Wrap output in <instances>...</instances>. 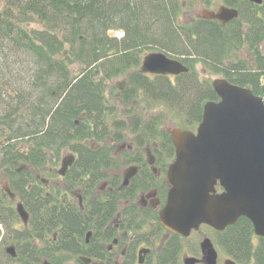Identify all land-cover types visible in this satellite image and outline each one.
<instances>
[{"label":"trees","instance_id":"16d2710c","mask_svg":"<svg viewBox=\"0 0 264 264\" xmlns=\"http://www.w3.org/2000/svg\"><path fill=\"white\" fill-rule=\"evenodd\" d=\"M184 1L187 0H0V50L6 47L12 53L30 57L34 65L27 90L8 93L11 101L2 100L0 112V136L6 134L5 129L9 133L2 160L11 167L8 181L35 223L30 231H17L19 218L14 205L1 193L0 220L19 248L15 263L37 264L34 242L55 228L60 230V245L72 251L81 245L88 229L81 214L64 211L49 200L40 201L33 187L28 188L36 183L30 170L18 174L15 169L21 163L35 169L57 166L65 150L78 155L76 172L71 171L72 178L64 179L66 183L78 181L79 172H94L101 164L108 165L103 161L109 162V155L101 152L110 148L92 152L84 142L103 143L108 138L116 141L128 130L125 122L108 123L104 94L108 82L137 70L140 56L152 51L150 47L198 58L187 59L185 65L190 72L174 81L134 72L128 82L131 97L143 90L150 100L169 105L185 127L201 123L204 105L218 101L210 82L200 79L195 71L197 62L209 74L222 76L264 98V57L259 52L264 30L252 28L244 34L240 27L203 21L181 27L178 19ZM222 1L242 10L240 0ZM239 23L240 20L235 22ZM110 31H122L124 36L119 40ZM246 53L250 61L241 57ZM128 100L131 101L125 99ZM163 118L154 120L152 133L144 129L139 135L146 141L162 135L157 128ZM137 122L142 123V118L138 117ZM139 123L137 131L144 128ZM22 147L25 155L20 151ZM110 201L92 211L100 217L101 224L113 208ZM253 233L252 224L242 218L226 230L219 246L238 264H250L252 260L264 264V240L253 254Z\"/></svg>","mask_w":264,"mask_h":264},{"label":"flooded vegetation","instance_id":"af4514ba","mask_svg":"<svg viewBox=\"0 0 264 264\" xmlns=\"http://www.w3.org/2000/svg\"><path fill=\"white\" fill-rule=\"evenodd\" d=\"M216 3L217 9L216 6H213ZM218 3L220 4L218 5ZM190 6H194L195 10H192L191 13L186 12ZM222 6L238 11V18L222 24L219 21H210L203 17L205 12L216 13ZM240 6H242V10L237 6H227L222 0H187L181 6L178 23L181 27H187L199 21L216 22L224 27H240L244 34L245 31H250L252 28L264 30V0L262 5L255 4L250 0H240ZM182 16L186 19L181 22L180 17ZM241 16L244 18L243 21H241ZM256 19L259 20L258 23L255 22ZM239 20L240 23L236 25L235 22ZM255 24H259V26L256 27ZM259 52L264 57V40L259 45ZM155 53H162L172 59L170 57L171 52L164 50V48L157 51H154V49L149 52L146 51L140 56L141 63L137 70L126 72L123 76L125 87L120 88L114 96L116 104L108 102L106 95L108 88L106 89V94L104 95L107 99L109 112L108 123L111 125L115 120L121 124L125 122L128 130L123 131L122 135L117 138L115 137L116 141L108 138L103 143L85 141L84 145H89V148L92 149L91 151L97 153H100L101 147L110 148L111 151L101 152L104 156L109 155L110 161H103L104 164L108 165L101 164L94 172H85V170L84 172H79L77 173L79 182L71 181L66 183L64 179L72 178L71 171L76 172L74 166L78 160V155L65 150L61 154L60 161H57L58 165L54 166V168H51L52 164H50L49 166L35 169L21 163L20 168L15 169L18 174L24 170H30L36 183L31 184L32 186L29 185L28 188L31 189L33 187V192L38 194L40 201L49 200L53 206L60 207L64 211L81 214L84 220L88 222V229L84 234L83 242L74 251L66 247L65 244L60 245L61 235L59 228H55L56 230H52L51 233H46L42 238H37L36 242H34L36 248L34 253L39 261L37 264H208L205 257L206 251L203 249L205 240H209L216 251L217 264H227L228 261L238 264L227 256L223 248L219 246V241L227 229L224 232H217L208 225H202L198 230H192L188 236L181 237V235L174 234L164 228L160 221L161 213L168 205L169 194L172 189L168 173L170 167L176 161V150L174 144H172L169 131L178 128L186 132L196 133L200 123L191 128L185 127L183 124L182 126L177 125L169 130H161L162 125H160L157 128V132L162 135H155L156 137H152L151 140L147 139V141L146 137L142 138L139 135V133H144V129L152 133L154 120L160 118L147 120L144 115L145 111L158 104H163L167 107L168 105L150 100L143 90L137 91V95L133 94L134 97H131L128 94V82L132 73L139 72L141 75L151 79L166 77L174 81L176 78L187 75L190 72V68L185 65L187 59L190 61L198 59L197 57L189 56H179L182 57L179 60L173 58L172 60L178 61L189 70L188 73L180 76L154 75L142 72L145 57ZM246 54L248 55V53ZM246 59L251 60L250 56ZM219 78L223 77L220 76ZM215 80L210 82L211 87ZM112 90L115 89L113 88ZM125 99H131V101L129 102L128 100L126 102ZM138 117L142 118V123L137 122ZM137 123L144 126L141 131H137ZM75 125H78V122ZM196 126L197 128L194 131L193 129ZM4 132H6L5 135H2L4 140H0V150L3 152V158L6 155L4 149L8 146L6 143L8 141L7 129ZM25 150L24 147L20 149L23 155L26 154ZM50 155L54 158L52 154ZM66 156L74 157V161L73 165L67 169L65 176H61L59 172L62 168V160ZM10 170L11 167H7L6 163L4 164L3 161L0 163V195L2 192L4 194L2 189L4 185L8 184L10 187L7 175ZM10 190L15 193L11 187ZM216 192V194H221L223 189L218 186L216 187ZM16 198L15 202H12L9 198L14 208H16L17 202L24 205L17 194ZM110 200L113 202V208L105 216L101 224L99 223L100 217L93 215L92 211L95 206L103 207L109 204ZM24 209L29 217L25 224L18 217L19 222H17L15 227L20 233L26 230L30 231L28 229L35 224L32 222L31 213L25 205ZM1 230L6 233L5 227L0 220V234ZM205 230L210 231L212 235L213 233L217 235V246L227 256L225 259H221L219 250L214 246L213 241L204 236ZM6 235L8 236L7 233ZM8 237L13 245L6 247L4 252L1 253L0 264H3V259H6L8 264H20L14 262L19 257V248L16 246V242L12 240V237ZM261 240L263 239L256 235L253 236L251 241L253 254H256L258 248L262 246ZM193 241H197L194 247H185L186 244ZM11 247L15 249L14 258L7 251ZM250 264H256L255 260H252Z\"/></svg>","mask_w":264,"mask_h":264},{"label":"water","instance_id":"95a60500","mask_svg":"<svg viewBox=\"0 0 264 264\" xmlns=\"http://www.w3.org/2000/svg\"><path fill=\"white\" fill-rule=\"evenodd\" d=\"M237 14L222 6L216 13L205 12L203 17L226 24L237 19ZM187 69L155 53L145 57L142 72L180 76L188 73ZM212 87L219 101L205 104L196 133L178 128L169 131L176 161L168 173L172 189L160 221L164 228L186 237L202 225L224 232L246 218L253 225V234L264 239V99L224 78L216 79ZM73 158H63L61 176L73 165ZM218 186L223 189L221 194H216ZM2 189L12 202L16 201L7 184ZM16 212L27 223L24 205L17 202ZM203 249L207 263L217 264V253L209 240H205ZM7 251L15 257L13 247Z\"/></svg>","mask_w":264,"mask_h":264},{"label":"rangeland","instance_id":"374dc122","mask_svg":"<svg viewBox=\"0 0 264 264\" xmlns=\"http://www.w3.org/2000/svg\"><path fill=\"white\" fill-rule=\"evenodd\" d=\"M200 1V0H197ZM220 3H218L219 5ZM195 6V5H194ZM194 6H190L187 8L186 12H190L192 10H195ZM213 6H216L217 9V3ZM185 17L182 16L180 17V21H185ZM110 34L116 38H118L119 40L122 38V31H110ZM152 49H154V51L160 50L161 47L159 46H152L150 47ZM160 48V49H159ZM162 50V49H161ZM149 52V51H148ZM170 57L175 58L176 60L181 59L182 57H179L177 55L174 54H170ZM243 59L247 58V54L242 56ZM33 61L30 57H27L23 54H15L12 53V51L8 48H2L0 50V112H3V106L2 104V100H8L9 96L8 93H16L24 90H27L26 87H28L29 84L28 81L30 80V78H32L33 72H32V68H33ZM197 72V74L199 75L200 79L202 80H206L208 82H212L213 80L219 78L220 76H215L212 74H209L208 71H206V69L204 68V65L202 63L197 62L195 64V68H194ZM123 76L119 77V78H115L113 80H111L110 82H108V91H107V98H108V102H111L113 104H116L117 102L114 99V96L117 94V91L122 88L125 87V84L123 83ZM115 90H112V89ZM145 98V97H144ZM146 99V98H145ZM147 100V99H146ZM9 101H11L9 99ZM145 115V119L150 120V119H156L157 117H164L163 118V123L161 126V130H169L173 127H176L177 125H182V120L180 119V117L176 114H174V112L171 111V108L163 105V104H158L155 105L154 107H152L151 109H148L147 111H145L144 113ZM197 126L195 127V129H193L194 131L196 130ZM9 133H7L8 135ZM0 140H4V138H2ZM51 168H54V166L51 165ZM42 175H44L42 173ZM1 178V177H0ZM205 235L208 238H210L213 243L214 246H216L217 250H219V255L221 257V259H225L227 256H225L224 252L219 248V246H217V235L215 233H213V235L211 234L210 231H204ZM209 235H207V234ZM198 240V239H197ZM197 241H193L190 242L189 244H186V248H190V247H194L195 243ZM12 244V241L9 239V237L6 235V233L4 232V230H1V234H0V255L2 252H4V249L6 247H9ZM2 256V255H1ZM220 262V260H219ZM6 263L8 264L6 259H3V264ZM221 263V262H220ZM222 264V263H221Z\"/></svg>","mask_w":264,"mask_h":264}]
</instances>
